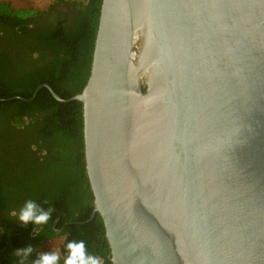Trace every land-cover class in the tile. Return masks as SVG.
Wrapping results in <instances>:
<instances>
[{"label": "water", "instance_id": "water-1", "mask_svg": "<svg viewBox=\"0 0 264 264\" xmlns=\"http://www.w3.org/2000/svg\"><path fill=\"white\" fill-rule=\"evenodd\" d=\"M43 87L83 103L114 264H264V0H103L83 91Z\"/></svg>", "mask_w": 264, "mask_h": 264}, {"label": "trees", "instance_id": "trees-1", "mask_svg": "<svg viewBox=\"0 0 264 264\" xmlns=\"http://www.w3.org/2000/svg\"><path fill=\"white\" fill-rule=\"evenodd\" d=\"M103 0H57L47 10H16L0 0V264H19L17 249L32 246L24 264L57 238L64 264L69 241L114 264L103 218H91L94 194L85 156L80 94L91 75ZM146 91V88H144ZM14 97V99H12ZM50 211L42 225L18 219L26 201ZM16 212L17 215H12ZM68 222L66 225L65 223ZM37 253V254H35Z\"/></svg>", "mask_w": 264, "mask_h": 264}, {"label": "clouds", "instance_id": "clouds-1", "mask_svg": "<svg viewBox=\"0 0 264 264\" xmlns=\"http://www.w3.org/2000/svg\"><path fill=\"white\" fill-rule=\"evenodd\" d=\"M51 209L45 212L38 208L35 201H26L23 208L20 209L18 219L27 224L33 221L35 225H42L49 219ZM12 215H17L13 212ZM67 256L64 258V264H103L102 258L87 252L85 242L69 241L66 244ZM33 252L32 246L23 249H17L16 255L20 257L19 264H24L30 253ZM60 255L56 252H43L33 264H59Z\"/></svg>", "mask_w": 264, "mask_h": 264}, {"label": "rangeland", "instance_id": "rangeland-1", "mask_svg": "<svg viewBox=\"0 0 264 264\" xmlns=\"http://www.w3.org/2000/svg\"><path fill=\"white\" fill-rule=\"evenodd\" d=\"M4 3L10 4L16 10L20 9H35L40 11L47 10L53 3L57 0H1ZM86 1V0H83ZM62 239H56L51 244L43 246L38 254L43 252H56L59 254V247L61 245ZM37 254V253H36Z\"/></svg>", "mask_w": 264, "mask_h": 264}, {"label": "flooded vegetation", "instance_id": "flooded-vegetation-1", "mask_svg": "<svg viewBox=\"0 0 264 264\" xmlns=\"http://www.w3.org/2000/svg\"><path fill=\"white\" fill-rule=\"evenodd\" d=\"M59 222H60V218L57 219V220L54 222V229H55V231H56V233H57V235H56L55 237H56L57 239H62V242H61V243H63V242L65 241V239H66V235L62 234V233H63V230H64V227H63V226H59V227H57L58 224H59ZM67 223H68V222H66L65 225H66ZM35 254H36V253H35Z\"/></svg>", "mask_w": 264, "mask_h": 264}]
</instances>
